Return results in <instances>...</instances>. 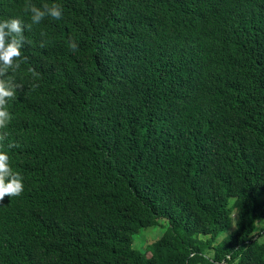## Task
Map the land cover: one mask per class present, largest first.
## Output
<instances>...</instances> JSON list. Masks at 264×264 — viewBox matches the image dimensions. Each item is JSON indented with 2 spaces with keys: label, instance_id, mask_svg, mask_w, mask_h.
<instances>
[{
  "label": "trees",
  "instance_id": "obj_1",
  "mask_svg": "<svg viewBox=\"0 0 264 264\" xmlns=\"http://www.w3.org/2000/svg\"><path fill=\"white\" fill-rule=\"evenodd\" d=\"M8 16L29 27L0 151L24 189L0 201V264H264V0Z\"/></svg>",
  "mask_w": 264,
  "mask_h": 264
},
{
  "label": "clouds",
  "instance_id": "obj_2",
  "mask_svg": "<svg viewBox=\"0 0 264 264\" xmlns=\"http://www.w3.org/2000/svg\"><path fill=\"white\" fill-rule=\"evenodd\" d=\"M25 11L29 14L32 24H38L45 16L54 20H60L63 12L61 5L53 2L51 5L44 4L37 7L28 3ZM29 27L18 16L0 18V129L4 128L11 114L8 102L16 96L19 84L14 80V74L20 67L21 48L25 42L24 30ZM69 47L76 49V44L69 42ZM24 189L23 177L19 172L13 171L9 164V156L0 151V201L8 197L19 196Z\"/></svg>",
  "mask_w": 264,
  "mask_h": 264
},
{
  "label": "rangeland",
  "instance_id": "obj_3",
  "mask_svg": "<svg viewBox=\"0 0 264 264\" xmlns=\"http://www.w3.org/2000/svg\"><path fill=\"white\" fill-rule=\"evenodd\" d=\"M234 225H235V221H234V217H233L231 227H234ZM257 225L259 227H262V226L264 227V218L259 219L257 221ZM162 231H163V227H161V228H158V227L143 228L138 233V237L134 240V246L135 247L141 246L144 248L147 244H149L153 240L157 239L160 236V234L162 233ZM259 239L264 241V233H261V236ZM147 255H149V253Z\"/></svg>",
  "mask_w": 264,
  "mask_h": 264
}]
</instances>
